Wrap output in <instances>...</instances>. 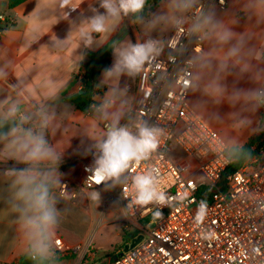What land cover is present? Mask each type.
<instances>
[{"label": "clouds", "instance_id": "1", "mask_svg": "<svg viewBox=\"0 0 264 264\" xmlns=\"http://www.w3.org/2000/svg\"><path fill=\"white\" fill-rule=\"evenodd\" d=\"M81 2L60 0L61 7L68 10L66 16H70V12L75 11ZM147 3L148 0H99V7L104 11L91 9L93 15L76 30L79 40L85 47H91L94 34H108L123 17L129 16L133 17L134 23H142L149 32L161 25L183 32L185 20L175 13L189 12L198 0H171V17L153 16L144 23L143 13ZM210 5L211 10L202 12L188 31L198 39L214 41L215 47L207 52L196 48L199 55L193 57L195 71L189 73L190 78L184 82L185 88L201 91L207 98L203 105L226 102L231 108L238 109L231 114L234 127L250 129L253 134L264 132V120L253 119L257 112L264 109V62L255 61L246 34L234 30L239 25V17L218 19L212 0ZM243 9L257 24H264V0H244ZM71 39L72 34L67 40L53 46L59 47ZM112 49L114 63L104 70L105 82L119 81L122 76H140L146 65L161 55L163 46L160 40L149 37L136 43L114 41ZM229 75H235L236 81L246 77L252 86L244 88L233 84L230 87L226 83ZM7 76L6 69L0 68V80ZM127 93V87L109 86L99 102L94 99L89 106L95 120L105 123L102 135L92 132L89 134L92 143L82 142V154L93 157V163L86 168L90 173L88 181L97 186L114 187L130 170L133 162L138 164L148 160L166 135L165 129L150 125L147 121L137 122L135 132L128 124H121L125 118L123 105L126 101L123 98ZM55 126V113L44 108L29 112L12 102L6 110L0 111V145L3 146L0 148V158L13 162L0 169V182L6 185L0 199L14 214L24 245L23 251L34 264L48 258L55 247L56 233L61 223L57 190L62 185L60 165L64 152L48 139ZM132 187L135 191L129 208L149 204L170 206L175 199L159 188L151 169L134 175ZM84 194L90 201L99 203V191H85ZM155 215L161 216L162 212L157 211ZM205 215L206 206L201 202L197 222L202 221Z\"/></svg>", "mask_w": 264, "mask_h": 264}, {"label": "built area", "instance_id": "2", "mask_svg": "<svg viewBox=\"0 0 264 264\" xmlns=\"http://www.w3.org/2000/svg\"><path fill=\"white\" fill-rule=\"evenodd\" d=\"M212 2L219 9L228 5V0ZM210 9V0L197 3L185 20V30L173 29L167 41L162 42L161 55L138 76L136 105L128 125L133 132L140 121L165 129L166 135L152 156L138 164L133 162L114 187L88 181L90 173L86 168L93 161L79 162L63 175L57 190L62 198L75 200L81 191L106 188L112 189L114 195L118 193L125 216L121 223L124 228H136L133 239L141 237L139 243L124 249L116 259L109 256L95 264H264V149L240 171L229 174L223 189H219L217 186L231 162L227 155L229 146L192 107L191 89L184 84L189 73L195 71L193 57L199 55L196 48L204 50L205 42L188 29L202 12ZM12 24L13 19L0 15V37ZM76 77L82 91L83 71ZM11 88L17 92L15 86ZM172 146L178 149L177 157L170 155ZM149 169L159 188L175 199L170 206L129 208L135 191L132 177ZM198 173L204 176L203 180H197ZM203 186L214 190L205 191L204 199L199 196ZM201 202L206 206V215L198 223L196 215ZM157 211L162 215L145 223ZM53 249L68 255L77 248H68L58 237ZM92 256L94 249L90 244L77 264Z\"/></svg>", "mask_w": 264, "mask_h": 264}, {"label": "crops", "instance_id": "3", "mask_svg": "<svg viewBox=\"0 0 264 264\" xmlns=\"http://www.w3.org/2000/svg\"><path fill=\"white\" fill-rule=\"evenodd\" d=\"M12 1L18 2L12 6L10 5ZM201 1L198 0V3ZM243 3L244 0H228L225 9L215 8L217 18L227 20L239 17V25L234 30L246 34L249 46L253 49L255 61L264 62V24H257L254 18L246 15ZM93 8L99 12L104 11L99 7V0H82L79 7L70 12V16H66L68 10L61 7L60 0H0V15L13 19V24L0 37V68H5L8 72L7 78L0 80V111L6 110L8 104L15 102L24 111L31 112L44 108L55 113L56 126L48 134V139L50 143L64 152L60 165V172L63 175L73 170L79 162L93 161L92 155L82 154V142L91 144L89 134L94 132L99 136L105 129V123L95 120L93 112H83L67 100V98L81 93L76 76L78 72L83 71L88 52L97 51L106 45L121 27L126 28V34L119 41L120 43L143 42L149 37L164 42L173 32L172 28L163 25L149 32L142 23H134L131 16L123 17L113 31L105 35L94 34L92 46L85 47L79 40L76 30L84 20L93 15L91 10ZM189 12L182 14L177 12L175 15H182L186 20ZM172 15L171 0H159L157 7L149 13L144 23L151 20L153 16L171 17ZM70 34H72V39L68 43L59 47L53 46L59 41L67 40ZM213 47H215L214 41L205 40V52ZM113 63L112 50L110 67ZM103 73L96 82V93H94L92 101L94 102L95 99L96 102H99L104 93L108 91L109 86L127 87V96L123 98L126 101L123 105L125 118L121 120V124L131 123L138 95V76L135 78L122 76L119 81L105 82ZM226 80L230 87L233 84L244 88L252 86L247 82L246 77L236 81L235 75H229ZM12 85L17 88V92L11 88ZM206 99L201 91L191 89L190 104L198 113L202 112V115L199 114L229 147H241L256 135L250 129L233 126L231 114L238 109L231 108L226 102L220 105H203L202 102ZM253 119L264 120V109L257 112ZM2 147L0 145V148ZM172 149H177V147L172 146ZM12 163V161L0 158V169ZM5 187L6 185L0 182V195L3 194L2 190ZM108 190L110 189L97 190L100 192L101 205H107L102 201V196ZM84 193L85 191H81L75 200L62 198L57 193L59 199L57 208L61 214L67 203L81 204L83 207L90 206L92 201ZM112 196L115 197L113 192ZM111 210L114 217H118L119 214L122 218V206L120 211ZM62 236L58 229L56 238L61 237L68 247L74 245ZM23 248L15 216L0 199V263L18 264L26 256ZM50 255H52V251L48 258L51 257ZM65 259L54 264H63Z\"/></svg>", "mask_w": 264, "mask_h": 264}, {"label": "rangeland", "instance_id": "4", "mask_svg": "<svg viewBox=\"0 0 264 264\" xmlns=\"http://www.w3.org/2000/svg\"><path fill=\"white\" fill-rule=\"evenodd\" d=\"M199 113L202 115V112ZM255 136L256 138L257 136L264 138V132H260ZM170 155L177 157L179 153L177 149H173ZM203 178L204 176L201 173L197 174V180H203ZM112 192L113 190L110 189L102 196V201L107 203L106 206L101 205L100 201L98 204L92 202L88 207L74 203H67V206H64L66 210L62 211L61 223L58 229L65 240L74 244H71L72 246L68 248L76 247L77 249L73 254L65 255L66 259L63 264H77L81 258L80 256L90 244L94 249V258L93 256L89 258L90 264L104 261L113 252L115 255L124 251L125 247L128 246L127 243H124V239L127 236L128 238L134 236L136 228L134 226L124 228L123 223H121L125 218L124 211H122V218L119 214L118 217H114L111 209L120 211L122 205L119 195L116 194L114 197Z\"/></svg>", "mask_w": 264, "mask_h": 264}, {"label": "trees", "instance_id": "5", "mask_svg": "<svg viewBox=\"0 0 264 264\" xmlns=\"http://www.w3.org/2000/svg\"><path fill=\"white\" fill-rule=\"evenodd\" d=\"M18 1H12L10 2V5H15ZM159 3V0H148V3L145 6L144 10V18H147L149 16V13L154 11V9L157 7ZM133 19V17H132ZM126 34V28L121 27L120 30L117 32V34L102 48H100L97 51H90L87 54V62L83 66V93L76 94L75 96L67 98L68 101L72 102L78 109H80L83 112H92L90 109V105L93 103L92 97L94 93H96V82L99 78V76L104 72L106 68L110 67V56L112 49V44L114 41L119 42ZM26 126V125H25ZM264 149V138H260V136H254L251 139L248 140L246 144L243 146H232L229 147L227 151V155L229 156L231 162L230 165L224 174V176L221 178L218 188L223 189L225 184V179L227 176L235 171H240L244 165L251 160L254 156H260L261 150ZM247 151V155H245V152ZM209 191L210 189L206 186H203L199 191L200 198L204 199L206 198L205 191ZM214 191V190H210ZM156 213H153L146 221L145 223L150 222L152 219H156L157 215ZM133 239V236L128 238V236L124 239V243H127V245L130 243V241ZM52 255H50V258H47L43 261H37L35 264H54L62 259L65 258V254L56 252L54 249L51 250ZM122 251V250H121ZM121 252L117 253L120 254ZM115 254V255H117ZM114 252L111 254V256H115ZM90 260L86 259L81 264H90ZM18 264H34L33 261L29 260L26 256L23 257Z\"/></svg>", "mask_w": 264, "mask_h": 264}, {"label": "water", "instance_id": "6", "mask_svg": "<svg viewBox=\"0 0 264 264\" xmlns=\"http://www.w3.org/2000/svg\"><path fill=\"white\" fill-rule=\"evenodd\" d=\"M81 93H83V91H81ZM140 240H141V237H139V238H137V239H133V240L131 241L130 246H126L125 249L128 250L130 247H134L137 243H139ZM120 255H122V253H120L119 255H115V256L113 257V259H116V258L119 257Z\"/></svg>", "mask_w": 264, "mask_h": 264}]
</instances>
